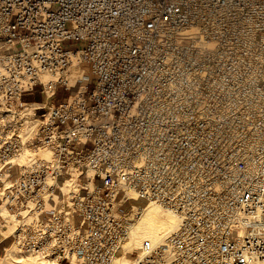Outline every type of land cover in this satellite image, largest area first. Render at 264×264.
Segmentation results:
<instances>
[{"label": "built area", "instance_id": "obj_1", "mask_svg": "<svg viewBox=\"0 0 264 264\" xmlns=\"http://www.w3.org/2000/svg\"><path fill=\"white\" fill-rule=\"evenodd\" d=\"M7 226L13 264H264V0H0Z\"/></svg>", "mask_w": 264, "mask_h": 264}, {"label": "bare ground", "instance_id": "obj_2", "mask_svg": "<svg viewBox=\"0 0 264 264\" xmlns=\"http://www.w3.org/2000/svg\"><path fill=\"white\" fill-rule=\"evenodd\" d=\"M179 224L180 220L176 216L150 204L146 207L145 213L141 217L139 225H137L135 235L138 238L145 237L153 242H159L175 230ZM141 226L142 232H139ZM27 264H35V261L28 259Z\"/></svg>", "mask_w": 264, "mask_h": 264}, {"label": "rangeland", "instance_id": "obj_3", "mask_svg": "<svg viewBox=\"0 0 264 264\" xmlns=\"http://www.w3.org/2000/svg\"><path fill=\"white\" fill-rule=\"evenodd\" d=\"M81 73L88 74L89 73L88 68L84 65H80L78 68H73L71 72V76L76 77L79 76V74ZM73 90H74L73 88L66 90L64 87H59L55 94L56 103L70 96ZM37 91L38 92H35L33 94L26 95L25 101L37 102V103L42 102L44 98L40 94V89L38 88ZM139 232H142V226ZM10 233H11V229L8 228L7 226V228H4V230L2 231V235L0 234V264H13L16 260L13 259V254L10 251L11 242L7 238H5L9 236ZM127 263L128 262L125 260H118L115 262V264H127ZM22 264H26V262Z\"/></svg>", "mask_w": 264, "mask_h": 264}]
</instances>
